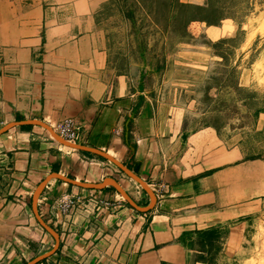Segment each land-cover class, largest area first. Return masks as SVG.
<instances>
[{
	"label": "crops",
	"instance_id": "crops-1",
	"mask_svg": "<svg viewBox=\"0 0 264 264\" xmlns=\"http://www.w3.org/2000/svg\"><path fill=\"white\" fill-rule=\"evenodd\" d=\"M106 2L0 0V264H206L216 230L241 251L264 165L121 66Z\"/></svg>",
	"mask_w": 264,
	"mask_h": 264
},
{
	"label": "rangeland",
	"instance_id": "rangeland-1",
	"mask_svg": "<svg viewBox=\"0 0 264 264\" xmlns=\"http://www.w3.org/2000/svg\"><path fill=\"white\" fill-rule=\"evenodd\" d=\"M177 3L212 6L201 13L212 23L196 22L197 8L178 15ZM96 13L99 24L118 30L110 39L123 49L121 66L134 67L153 94L167 91L164 100L180 106L187 129L225 128L243 162L264 165V0H107ZM260 184L243 249L236 239L221 255L226 234L210 231L198 244L199 263L264 264V167Z\"/></svg>",
	"mask_w": 264,
	"mask_h": 264
},
{
	"label": "built area",
	"instance_id": "built-area-1",
	"mask_svg": "<svg viewBox=\"0 0 264 264\" xmlns=\"http://www.w3.org/2000/svg\"><path fill=\"white\" fill-rule=\"evenodd\" d=\"M53 130L59 137L68 143H76L79 141L78 127H76L70 119L60 121L53 127ZM105 205L107 206V203H105ZM72 206L73 201L65 198L60 203V211L66 213L72 208Z\"/></svg>",
	"mask_w": 264,
	"mask_h": 264
},
{
	"label": "trees",
	"instance_id": "trees-1",
	"mask_svg": "<svg viewBox=\"0 0 264 264\" xmlns=\"http://www.w3.org/2000/svg\"><path fill=\"white\" fill-rule=\"evenodd\" d=\"M178 6V15L179 13H182L183 11L189 10V9H193V8H197L198 11V16L196 22H206L208 25H210L212 23V21L208 18L205 17L204 15H201V13L208 11L207 9H209V11H212V6L210 7H202V6H194V5H190V4H182V3H177ZM181 17V16H179ZM194 18V17H193ZM191 18L190 21H193L194 19Z\"/></svg>",
	"mask_w": 264,
	"mask_h": 264
},
{
	"label": "bare ground",
	"instance_id": "bare-ground-1",
	"mask_svg": "<svg viewBox=\"0 0 264 264\" xmlns=\"http://www.w3.org/2000/svg\"><path fill=\"white\" fill-rule=\"evenodd\" d=\"M209 30H210V32H215V27L210 26Z\"/></svg>",
	"mask_w": 264,
	"mask_h": 264
}]
</instances>
